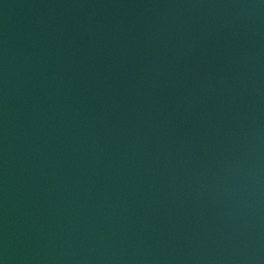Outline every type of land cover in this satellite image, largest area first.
<instances>
[{"label": "water", "instance_id": "obj_1", "mask_svg": "<svg viewBox=\"0 0 264 264\" xmlns=\"http://www.w3.org/2000/svg\"><path fill=\"white\" fill-rule=\"evenodd\" d=\"M0 264H264V0H0Z\"/></svg>", "mask_w": 264, "mask_h": 264}]
</instances>
